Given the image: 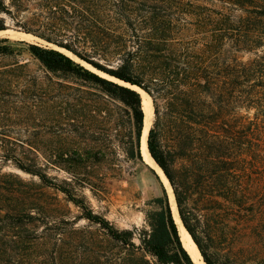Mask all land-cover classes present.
I'll return each instance as SVG.
<instances>
[{
    "label": "trees",
    "instance_id": "16d2710c",
    "mask_svg": "<svg viewBox=\"0 0 264 264\" xmlns=\"http://www.w3.org/2000/svg\"><path fill=\"white\" fill-rule=\"evenodd\" d=\"M0 16V31L6 17L147 94L154 113L148 152L204 264H215L200 213L222 210L238 227L257 217L249 190L264 160V0H0ZM8 43L0 41V56L12 53ZM26 46L47 71L76 76L119 101L134 129L126 153L141 161L140 95L54 49ZM17 147L0 142L1 165L64 195L88 225L55 216L40 190L0 171V264H193L161 183L162 196L148 202L146 227L119 231L85 208L66 181L42 174L35 159L17 158ZM249 233L262 236L257 227Z\"/></svg>",
    "mask_w": 264,
    "mask_h": 264
},
{
    "label": "rangeland",
    "instance_id": "374dc122",
    "mask_svg": "<svg viewBox=\"0 0 264 264\" xmlns=\"http://www.w3.org/2000/svg\"><path fill=\"white\" fill-rule=\"evenodd\" d=\"M4 21L5 30L23 33L8 18ZM32 37L35 39L29 41L0 37V41L8 40L12 50L0 56V142L18 145L15 156L35 159L48 178L66 181L94 215L119 231L136 230L137 234L146 227L145 212L153 208L148 202L162 196V186L142 158H130L126 153L134 129L123 105L76 76L47 71L26 45L55 46ZM74 62L118 83L79 59ZM153 121L154 116L151 127ZM59 159L70 163H48ZM0 171L32 184L35 192L40 190L46 209L58 210L55 216L76 219L77 227L88 225L78 207L42 186L36 176L11 163H0ZM253 181L249 191L257 217L249 225L227 224L222 210L212 211L206 218L200 213L215 264H264V160ZM254 227L260 230V238L250 235L249 229Z\"/></svg>",
    "mask_w": 264,
    "mask_h": 264
},
{
    "label": "bare ground",
    "instance_id": "6f19581e",
    "mask_svg": "<svg viewBox=\"0 0 264 264\" xmlns=\"http://www.w3.org/2000/svg\"><path fill=\"white\" fill-rule=\"evenodd\" d=\"M0 37H7L10 39H18V40H24V41H29V40L35 39L31 35L15 32V31H11V30L0 31ZM53 48H55V47H53ZM59 50L64 55L72 58L75 61L77 60L70 53H68L64 50H61V49H59ZM110 79L118 82L119 84H122V82H119L113 78H110ZM125 85L127 86V84H125ZM132 89L136 90V92H138V94L141 97V105H142L141 107H142L143 114H144L143 126H145V127H144L142 137H141V144L139 143V146H140L139 148H140L142 160L144 161L145 164H147L151 169H153L158 174V176H159V178H160V180H161V182H162V184L166 190L168 203H169L170 210H171V215H172V218H173L174 223L176 225L177 232H178L180 241L182 243V246L188 252V254L190 255L194 264H204L197 247L195 246L191 237L186 232V230L183 228L181 221L179 220V217L177 214V209H176V206H175V203L173 200V194H172L171 188H170L167 180L165 179L163 173L161 172V170L156 166V164L150 158L149 153H148L147 148H146L147 132H148L150 124L153 120V108L151 105V100L142 90H139L138 88H136L134 86L132 87Z\"/></svg>",
    "mask_w": 264,
    "mask_h": 264
},
{
    "label": "water",
    "instance_id": "95a60500",
    "mask_svg": "<svg viewBox=\"0 0 264 264\" xmlns=\"http://www.w3.org/2000/svg\"><path fill=\"white\" fill-rule=\"evenodd\" d=\"M24 34H26V33H24ZM47 44H49V43H47ZM59 49H61V48H59V47H56L55 46V49L54 50H56V51H58V52H60V53H62ZM61 50H64V49H61ZM64 51H66V50H64ZM66 52H68V51H66ZM69 53V52H68ZM63 54V53H62ZM71 54V53H70ZM72 55V54H71ZM73 56V55H72ZM68 57V56H67ZM73 57H75V56H73ZM70 58V57H69ZM76 58V57H75ZM70 59H72V58H70ZM117 80V79H116ZM117 81H119V80H117ZM119 82H122V81H119ZM115 83V82H114ZM125 84H127V86L125 85ZM119 85H121V86H124V87H127V88H129V89H131V90H134V89H132V87L134 86V85H130V84H128V83H124V82H122V84H119ZM134 87H136V86H134ZM136 88H138V87H136ZM139 89V88H138ZM139 90H141V89H139ZM134 91H136V90H134ZM138 93V92H137ZM146 94V93H145ZM147 95V94H146ZM153 116H154V113H153ZM144 127L145 126H143L142 127V131H141V135H140V141H139V143L141 144V137H142V133H143V130H144ZM151 129V124H150V127H149V129H148V132H149V130ZM148 132H147V137H148ZM146 148H147V138H146ZM139 150H140V148H139ZM147 151H148V149H147ZM140 152V151H139ZM149 153V152H148ZM149 156H150V154H149ZM150 158H151V156H150ZM152 159V158H151ZM152 161H153V159H152ZM154 162V161H153ZM155 163V162H154ZM156 164V163H155ZM157 166V165H156ZM158 167V166H157ZM159 168V167H158ZM151 169V168H150ZM160 169V168H159ZM154 173H155V175L158 177V179H159V181H160V183H161V180H160V178H159V176H158V174L153 170V169H151ZM161 170V169H160ZM162 172V171H161ZM164 175V174H163ZM165 177V176H164ZM165 179H166V177H165ZM167 180V179H166ZM168 182V181H167ZM162 184V183H161ZM169 184V183H168ZM162 186H163V184H162ZM170 186V185H169ZM163 188H164V186H163ZM171 188V187H170ZM164 190H165V188H164ZM172 191V190H171ZM165 192H166V190H165ZM173 194V193H172ZM173 200H174V196H173ZM174 203H175V201H174ZM176 206V205H175ZM177 209V208H176ZM177 214H178V212H177ZM179 217V216H178ZM180 220V219H179ZM182 224V223H181ZM183 226V225H182ZM184 228V227H183ZM184 248V247H183ZM185 249V248H184ZM186 251V250H185ZM187 252V251H186ZM187 254H188V252H187ZM188 256L190 257V255L188 254ZM201 256V255H200ZM202 258V257H201ZM190 259H191V257H190ZM191 261H192V259H191ZM192 263H193V261H192ZM194 264V263H193Z\"/></svg>",
    "mask_w": 264,
    "mask_h": 264
}]
</instances>
